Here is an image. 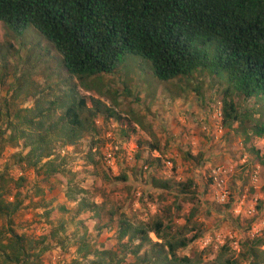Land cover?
<instances>
[{"label":"rangeland","instance_id":"374dc122","mask_svg":"<svg viewBox=\"0 0 264 264\" xmlns=\"http://www.w3.org/2000/svg\"><path fill=\"white\" fill-rule=\"evenodd\" d=\"M192 74L161 81L149 61L127 54L114 72L84 80L88 88L35 27L17 35L0 21V195L19 204L0 212V264L163 260L164 240L152 231L149 240L120 237L122 221L161 222V236L191 238L177 250L190 258L182 264L253 260L244 244L264 240V136L245 140L237 121L223 124L224 81ZM248 99L234 95L237 110L256 101L264 122V105ZM71 105L82 123L75 131ZM12 230L25 262H7ZM163 264L181 263L168 256Z\"/></svg>","mask_w":264,"mask_h":264},{"label":"trees","instance_id":"16d2710c","mask_svg":"<svg viewBox=\"0 0 264 264\" xmlns=\"http://www.w3.org/2000/svg\"><path fill=\"white\" fill-rule=\"evenodd\" d=\"M0 21L17 35L30 25L35 27L62 55L65 69L88 88L91 85L84 80L114 72L127 54L149 61L161 81L192 77L198 69L207 70L225 83L222 123L231 126L237 121L245 140L264 136L260 118L263 110L255 106L257 102L239 112L234 101L237 94L247 100L254 97L264 105V0H0ZM194 91L198 92V88ZM77 103L78 108L84 107L82 98ZM256 111L258 116L254 115ZM65 113L69 129L78 130L82 123L75 108L68 106ZM37 136L30 149L31 154L38 153L33 157L36 162L41 155L36 151L45 143L44 135ZM260 159L264 161V154ZM157 185L166 188L167 182ZM0 191L5 190L0 187ZM18 206L10 208L0 195V212L10 214ZM121 223L120 237L130 234L131 239L149 240L148 232L152 231L164 240L158 245L166 247L164 256H169L170 262L190 261L188 256L177 255V250L191 239L184 233L177 238L161 236V222L156 221L145 228H133L127 221ZM11 234L14 239L8 243L12 254H6L7 262H25L27 253L20 236L13 230ZM263 241L245 240V251L253 257L247 264H264V250H259ZM107 253L94 251L96 255ZM132 253L137 257L136 249ZM165 257L159 260L156 256L150 262L163 264ZM142 263L141 258L129 264ZM91 264L99 262L93 260ZM101 264H114V260Z\"/></svg>","mask_w":264,"mask_h":264},{"label":"built area","instance_id":"2783aa9c","mask_svg":"<svg viewBox=\"0 0 264 264\" xmlns=\"http://www.w3.org/2000/svg\"><path fill=\"white\" fill-rule=\"evenodd\" d=\"M225 196V191H223V196H222V198Z\"/></svg>","mask_w":264,"mask_h":264},{"label":"clouds","instance_id":"9594fccd","mask_svg":"<svg viewBox=\"0 0 264 264\" xmlns=\"http://www.w3.org/2000/svg\"><path fill=\"white\" fill-rule=\"evenodd\" d=\"M154 74V73H153Z\"/></svg>","mask_w":264,"mask_h":264}]
</instances>
